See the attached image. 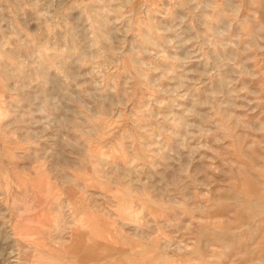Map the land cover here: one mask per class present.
Masks as SVG:
<instances>
[{"label":"rangeland","instance_id":"obj_1","mask_svg":"<svg viewBox=\"0 0 264 264\" xmlns=\"http://www.w3.org/2000/svg\"><path fill=\"white\" fill-rule=\"evenodd\" d=\"M0 264H264V0H0Z\"/></svg>","mask_w":264,"mask_h":264}]
</instances>
